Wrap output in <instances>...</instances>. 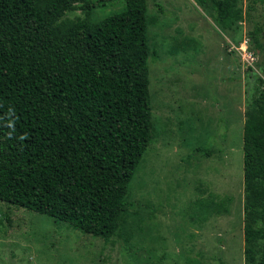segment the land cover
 Listing matches in <instances>:
<instances>
[{
  "label": "trees",
  "instance_id": "obj_1",
  "mask_svg": "<svg viewBox=\"0 0 264 264\" xmlns=\"http://www.w3.org/2000/svg\"><path fill=\"white\" fill-rule=\"evenodd\" d=\"M109 1L0 0V202L104 242L137 215L127 192L153 140V21L146 0L93 20ZM194 1L235 36L248 12L242 0ZM242 151L245 264H264V90L245 111ZM211 204L195 201L197 220L218 214Z\"/></svg>",
  "mask_w": 264,
  "mask_h": 264
},
{
  "label": "rangeland",
  "instance_id": "obj_2",
  "mask_svg": "<svg viewBox=\"0 0 264 264\" xmlns=\"http://www.w3.org/2000/svg\"><path fill=\"white\" fill-rule=\"evenodd\" d=\"M241 6L235 36L194 0H146L153 140L127 192L137 215L104 242L0 202V264H245L242 132L264 90V4ZM123 9L111 0L93 20ZM245 38L252 63L238 51ZM199 198L218 214L197 220Z\"/></svg>",
  "mask_w": 264,
  "mask_h": 264
},
{
  "label": "built area",
  "instance_id": "obj_3",
  "mask_svg": "<svg viewBox=\"0 0 264 264\" xmlns=\"http://www.w3.org/2000/svg\"><path fill=\"white\" fill-rule=\"evenodd\" d=\"M247 45H248V39L245 38V39L243 40L242 45H241L242 48H240L241 51H240V49H239L238 51H239V54H240L242 57H244V59H245L248 63H252V62H254V55H253L250 51H248V48L246 47ZM243 47H244V49H243Z\"/></svg>",
  "mask_w": 264,
  "mask_h": 264
}]
</instances>
